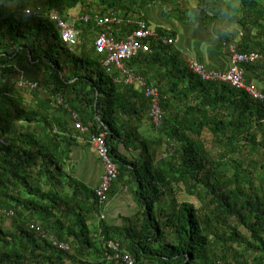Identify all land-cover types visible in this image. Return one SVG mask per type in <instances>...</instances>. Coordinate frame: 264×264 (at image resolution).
Instances as JSON below:
<instances>
[{"label":"trees","instance_id":"trees-1","mask_svg":"<svg viewBox=\"0 0 264 264\" xmlns=\"http://www.w3.org/2000/svg\"><path fill=\"white\" fill-rule=\"evenodd\" d=\"M10 1L13 8L0 0V208L13 214L0 215V264H121L109 258L108 240L137 264H264V193L251 185L239 157L248 147L264 161V105L226 83L202 81L173 43L150 39V51L138 52L124 68L158 87L162 122L156 126L149 100L126 81L127 73L107 72L93 41L78 47L90 31L125 36L147 5L172 0H31L29 15L25 0ZM231 3L243 29L236 50L264 52L254 39L261 32L253 34L245 23L264 33V0ZM77 7L79 43L69 46L49 16L57 11L68 19L65 12ZM109 11L122 23L98 26L94 17ZM20 68L38 78L23 77L28 83L20 88L21 80L14 82ZM243 68L245 76L257 74L264 90V59ZM143 126L156 142L142 134ZM101 132L119 172L111 189L136 183L141 209L117 227L101 217L106 202L99 204L94 190L65 169L77 140ZM205 133L213 137V153L204 151ZM154 142L167 151L164 157L155 158ZM182 191L211 210L201 214L179 198ZM3 219H10L8 227Z\"/></svg>","mask_w":264,"mask_h":264},{"label":"crops","instance_id":"crops-1","mask_svg":"<svg viewBox=\"0 0 264 264\" xmlns=\"http://www.w3.org/2000/svg\"><path fill=\"white\" fill-rule=\"evenodd\" d=\"M234 6L235 9H238L236 3H234ZM210 7H213L210 0H172L171 3L158 1L147 5L143 15L152 28L175 33L174 39L172 38L174 48L185 61L192 59L205 64L209 69L226 70L230 56L228 46L230 43L237 44L243 32L241 14L237 12V32L223 36L219 33L214 17L207 14V9ZM214 10L217 9L214 8ZM77 13L67 12L70 18ZM245 23L247 27L251 28L253 34L261 32L254 39L264 45L262 30L252 27L251 21H245ZM214 36L219 38H214ZM122 37L117 36V38ZM260 73L264 75V69L263 73L261 71ZM245 79L246 82L254 83L262 88L257 74L247 72ZM119 150L126 155L131 154V152H126L123 146H120ZM65 169L70 171L71 175L88 189L95 190L101 181L103 165L95 149L90 144V138L85 137L77 140ZM129 184L125 185L118 182L113 185L110 199L102 211V219L107 225L121 226L125 218L134 217L141 212L134 198V189Z\"/></svg>","mask_w":264,"mask_h":264},{"label":"built area","instance_id":"built-area-1","mask_svg":"<svg viewBox=\"0 0 264 264\" xmlns=\"http://www.w3.org/2000/svg\"><path fill=\"white\" fill-rule=\"evenodd\" d=\"M28 13V11H27ZM50 20L56 24L60 37L69 46H75L78 44V33L74 29L73 23H69L63 19L61 14L57 11H53L50 16ZM83 21H88L89 16L84 15L80 17ZM94 20L98 26L106 24L120 25L122 23L115 13H109L103 17L95 16ZM130 24L134 25L133 29L123 36L122 38H114L111 34L106 32H98L93 40V46L97 54L102 55V65L107 72H111L113 69H118L123 73H127L126 81L134 83L139 89H142L144 96L149 100L150 107V119L152 123L159 126L162 122V110L160 106V92L158 87L153 85H146L140 77H135L133 73L125 71L124 62L130 61L138 52L147 53L150 51L149 40L160 39L164 44H172L174 40L161 36L155 29L151 28L144 20V15L134 21H130ZM228 50L230 53L229 64L226 70H213L209 69L206 65L196 62L192 59L187 61L189 70L198 76L202 81L207 82H220L226 83L228 86L237 90L245 92L252 99L261 102L264 105V90L258 87L254 83L246 82L244 76V65L255 63L264 58V54L252 51V52H239L236 50L234 43L229 44ZM28 82L19 81V86L23 87ZM31 87H36L37 83H32ZM75 127L83 132L87 129L80 126L79 123L75 124ZM90 144L95 149L100 161L103 165V174L99 185L95 188V197L99 204L107 202V195L113 182L117 179L119 172L117 165L111 159L109 148L105 142V133L101 132L93 134L90 137ZM12 211H5L0 208V215L10 216ZM35 230L40 231V227L36 226ZM53 244L57 245L59 249L67 250L68 246L64 243H57L52 237H48ZM108 248L112 251L109 258H114L120 261L122 264H137L135 258L125 252L119 250L118 244L112 241H108Z\"/></svg>","mask_w":264,"mask_h":264},{"label":"rangeland","instance_id":"rangeland-1","mask_svg":"<svg viewBox=\"0 0 264 264\" xmlns=\"http://www.w3.org/2000/svg\"><path fill=\"white\" fill-rule=\"evenodd\" d=\"M6 1H9L7 3V5L10 7V8H13L15 6V2L13 1H10V0H6ZM25 15H29L31 9L33 8V5H32V1L31 0H25ZM27 1H30V4H28ZM28 11V13H26ZM72 12H79V7L71 10ZM109 12H112V11H109ZM65 14L67 15V13L65 12ZM78 14H75L74 17H76ZM88 37L87 38H83L81 39V43L78 47H80L81 45H84L85 47L87 48H90L89 44H92V41H93V33L90 31L88 32V34H86ZM95 37V36H94ZM81 48V47H80ZM73 52H76V51H73ZM20 70H22V72H20L16 77H15V83H18L17 81L18 80H23L24 78H27V79H31V80H36L38 78V76L33 73L32 71L30 70H26L24 68H20ZM24 77V78H23ZM16 85V84H14ZM17 86V85H16ZM18 87V86H17ZM21 88V87H20ZM142 134L144 136H146V138H148L150 140V142L153 140L156 142V139H157V135L150 129H148L147 127H142ZM257 135V133H256ZM204 141H203V144H204V151L206 153H213L214 150L212 149V143H211V140L213 139V137L208 134V133H205L204 134ZM257 138L260 140L262 137L260 134H258ZM151 144L152 146V150L156 153V159H160L162 157H164L167 153L166 150H159L160 148L155 144ZM244 147V146H243ZM240 152H243L242 155H240V159L242 160L241 163L242 165H244L245 168H247L249 171H250V174H251V185L254 186L255 189L259 190L260 192L264 193V161L261 157V155L258 153V152H250L249 148L248 147H245V148H242L240 149ZM136 183H130V187L132 189L135 188V185ZM111 190V188H110ZM179 194V198L180 199H185L187 200L188 202L192 203L193 205H195V207L199 210V212L201 214L203 213H208L211 208H208L206 205H204L203 203H201L199 200L196 199V197L194 196H186V194L182 191V192H178ZM9 211V210H8ZM10 219H3V225L5 227H8L9 224H10ZM233 227L237 230V231H240V233H244L243 229L241 227H237L236 225H233ZM225 231V235L228 236L229 233H230V230H224ZM234 246V245H233ZM240 249V248H239ZM242 260V259H241ZM251 263V262H249Z\"/></svg>","mask_w":264,"mask_h":264},{"label":"clouds","instance_id":"clouds-1","mask_svg":"<svg viewBox=\"0 0 264 264\" xmlns=\"http://www.w3.org/2000/svg\"><path fill=\"white\" fill-rule=\"evenodd\" d=\"M210 3L213 5V7H210V8L207 9V14L210 17H214V22L218 25L219 33L222 34L223 36H228V35L235 34L237 32V27H238L237 20H236V17L238 15V13H237V11L235 9V6L231 3V0H210ZM214 8L217 9V10H214ZM109 13H113V12H108L107 14H109ZM107 14H105V15H107ZM61 16L63 17V19L65 21H67L69 23H73V26H74V23H75V20H76L77 16L76 17L72 16L71 18L69 17L68 19H65L64 15H61ZM74 29H75V26H74ZM77 33H78V43H79V31H77ZM214 38H219V37L218 36H214ZM261 54H264V53H261ZM263 59H261V60H263ZM244 76H245V74H244ZM75 124L76 123L73 122L74 126H75ZM107 202H108V200H107ZM9 211H11V210H9ZM10 216H8V217H10ZM101 217H102V215H101ZM108 241H112V240H108ZM108 241H107V243H108ZM112 242H114V241H112ZM117 244H118L119 250H121L119 243H117ZM121 251H123V250H121ZM112 259H114V258H112Z\"/></svg>","mask_w":264,"mask_h":264},{"label":"bare ground","instance_id":"bare-ground-1","mask_svg":"<svg viewBox=\"0 0 264 264\" xmlns=\"http://www.w3.org/2000/svg\"><path fill=\"white\" fill-rule=\"evenodd\" d=\"M115 242V241H114ZM115 243H117V242H115Z\"/></svg>","mask_w":264,"mask_h":264}]
</instances>
